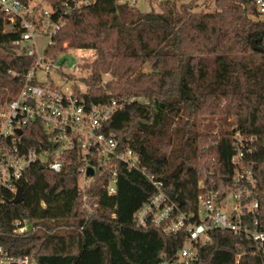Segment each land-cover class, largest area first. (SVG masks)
<instances>
[{
	"label": "trees",
	"instance_id": "1",
	"mask_svg": "<svg viewBox=\"0 0 264 264\" xmlns=\"http://www.w3.org/2000/svg\"><path fill=\"white\" fill-rule=\"evenodd\" d=\"M83 1L50 4L49 21L62 18L65 25L44 55L54 59L63 44L96 51L94 62L84 66L83 97L102 105L134 99L112 115L104 132L132 150L137 168L117 167L114 195L106 190L109 174L97 172L85 192L89 206L95 204L88 214L77 193L74 153L57 174L33 165L19 182L22 202L0 207V245L37 264H158L171 258L184 234L167 236L133 220L154 192L146 174L163 183L181 211H193L207 192L223 195L232 184L234 133L253 139L248 161L255 164L257 218L264 223V22L256 19L252 1L208 0L214 6L209 12L196 11L199 0L165 2L160 12L117 0L75 6ZM12 25L0 12V110L34 63L14 44L22 29L18 21ZM253 40L262 51L253 50ZM145 64L149 71L141 72ZM103 75L109 76L105 83ZM204 113L217 120L201 124L197 116ZM40 139L45 141L39 135L29 143L38 149ZM17 221L27 223L25 232L15 231ZM210 237L189 264H264L251 242L226 232Z\"/></svg>",
	"mask_w": 264,
	"mask_h": 264
},
{
	"label": "built area",
	"instance_id": "2",
	"mask_svg": "<svg viewBox=\"0 0 264 264\" xmlns=\"http://www.w3.org/2000/svg\"><path fill=\"white\" fill-rule=\"evenodd\" d=\"M93 1L85 0L75 6ZM252 3L255 15L264 22V0H252ZM0 12L8 18L10 28L15 21L19 22L22 34L14 44L25 56L34 57L33 65L19 81L17 94L0 110V207L8 201L7 198H14L16 186L33 165L41 164L57 174L65 165L67 155L74 153L79 162L77 193L88 214H92L95 204L89 206L85 192L96 173L106 171L109 174L106 190L108 195H114L117 167L123 166L127 171L137 168V157L132 150L120 148L115 138L104 132L112 115L134 99L96 104L88 102L83 97L84 92L61 91L53 84L41 83L37 80L40 73L53 71L59 77L64 74L61 68H55L54 63H45L44 52L39 54L36 49V40L47 38L50 41L63 25L62 18L51 23L52 9L36 13L32 6L19 0H0ZM39 135L45 141L40 139L41 145L36 149L29 141ZM254 151L251 137L234 133L230 159L232 184L223 195L221 191L207 192L190 212L181 211L164 191L163 183L146 174L154 192L134 212L135 225L138 228L154 227L167 236H185L174 256L161 258L158 264H189L196 257L198 247L210 243L212 232L230 233L251 242L254 254L264 258V223L257 218V180L252 170L255 164L248 161ZM88 168L92 169V176L87 175ZM112 183L115 188L111 187ZM12 226L16 232L27 230V223L17 221ZM0 264L37 262L30 256H12L0 245Z\"/></svg>",
	"mask_w": 264,
	"mask_h": 264
},
{
	"label": "rangeland",
	"instance_id": "3",
	"mask_svg": "<svg viewBox=\"0 0 264 264\" xmlns=\"http://www.w3.org/2000/svg\"><path fill=\"white\" fill-rule=\"evenodd\" d=\"M54 0H29L28 4L32 6L36 13L42 12L43 10L49 11L51 9L50 4H52ZM189 0H135L132 3V0H128L127 4L130 6H134L137 10L141 12H160L163 9V3L175 2L176 5H180L182 3L188 2ZM118 2V1H117ZM42 10V11H41ZM214 6L208 0H199L196 5V11H204L209 12L213 11ZM258 19V17H256ZM259 20V19H258ZM65 25V24H64ZM63 25V27H64ZM62 27V28H63ZM61 28V29H62ZM8 27H5V30H8ZM37 42V52L42 54L49 43L47 38H39L36 40ZM64 49L62 53H59L54 59H46L44 55V62L52 64L54 63L55 68H61V71L64 72L62 77H59L57 73L50 72L40 73L37 75V80L41 83L45 84H53L58 87L61 91L72 90L74 93L84 92L86 91V87L82 84L81 79L86 78L88 76V70L84 68V66H89L92 64L96 58V51L92 49L87 50H75V49H66V44L62 45ZM76 68V69H75ZM150 66L145 64L140 68L141 72H148ZM109 79V76L103 75V82L105 83ZM216 116H210L208 114H201L197 116V119L201 122V124H212ZM233 122V119L230 120ZM209 145V143H205L204 146ZM28 227V225H27ZM20 233V232H18Z\"/></svg>",
	"mask_w": 264,
	"mask_h": 264
},
{
	"label": "water",
	"instance_id": "4",
	"mask_svg": "<svg viewBox=\"0 0 264 264\" xmlns=\"http://www.w3.org/2000/svg\"><path fill=\"white\" fill-rule=\"evenodd\" d=\"M248 1L251 2L252 0H248ZM251 45H252L253 50L262 51V49L256 45V42L254 40L251 42ZM86 173H87L88 176H92V174H93L92 169L88 168ZM111 187L115 188V184L112 183ZM22 199H23L22 188H21L20 185H17L16 186V194L14 195V198L12 200L6 201L5 203L6 204H19V203L22 202Z\"/></svg>",
	"mask_w": 264,
	"mask_h": 264
},
{
	"label": "bare ground",
	"instance_id": "5",
	"mask_svg": "<svg viewBox=\"0 0 264 264\" xmlns=\"http://www.w3.org/2000/svg\"><path fill=\"white\" fill-rule=\"evenodd\" d=\"M60 68V67H59Z\"/></svg>",
	"mask_w": 264,
	"mask_h": 264
}]
</instances>
